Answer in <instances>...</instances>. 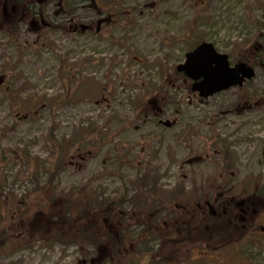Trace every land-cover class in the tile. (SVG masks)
I'll return each mask as SVG.
<instances>
[{"label":"rangeland","instance_id":"374dc122","mask_svg":"<svg viewBox=\"0 0 264 264\" xmlns=\"http://www.w3.org/2000/svg\"><path fill=\"white\" fill-rule=\"evenodd\" d=\"M124 2L133 26L124 36L123 47L81 42L82 54L77 56L80 50H75L73 44L77 42L58 34L50 37L57 50L51 53L42 49L34 29L24 28L13 40L0 33V78L3 81L9 77L0 84V187L5 197L0 224L15 235L2 247L0 264H121L125 257L134 255L135 248L127 241L116 243L117 259H112L113 253L106 247L97 254L90 249V262L85 257L87 251L73 244L36 236L25 242L18 237L25 225L51 208L49 192L37 190L49 179L54 188L52 195L84 189L111 200L126 197L118 211L121 219L112 226L133 238L142 233L149 220L142 213L144 202L138 197H146L148 204L157 203L163 227L168 224L167 214L188 215L194 208L207 211L205 204L183 206L181 196L171 199L177 190H182L185 198L196 190L202 201L222 200L232 188L234 198L248 196L244 191L252 182L251 192L264 195V118L233 111L230 107L237 98L236 91L202 103L174 75L175 66L182 63L193 40L206 38L220 47L235 44L247 54L252 46L251 27L264 13L256 6L264 0H208L203 8L202 0H174L155 10L150 4L144 6V0ZM93 50H97L95 55ZM65 56L66 60L70 58L69 66L83 65L78 76L92 80L90 92L99 81L102 88L107 87L104 104L97 106L83 99L48 108L49 99L63 91L71 94L70 71L59 70ZM263 77L254 84L264 85ZM151 85L164 88L174 103L166 107L163 101L158 103L159 95L155 97L148 90ZM150 100L154 101L156 114L163 113L162 126L154 120H140L139 109L144 111ZM29 103L40 112L24 119ZM94 126L101 127L103 135H91L89 130ZM97 135L104 139L100 141ZM75 136L93 141L95 146L86 142L89 146L79 152L75 144L63 169L50 177L59 153L52 140L67 147L65 141L78 140ZM144 172L150 177L139 186L138 179ZM45 190L50 191L48 187ZM213 204L215 208L221 206H210ZM231 205L237 211L235 219L245 224L241 239L231 249L213 251L202 261L194 251L190 262L184 264H231L230 253L264 252V246L249 247L264 242V199L233 201ZM17 217L22 221L17 222ZM169 223L178 225L182 219ZM161 242L157 236L149 246L157 250L162 248ZM241 264L248 262L242 260Z\"/></svg>","mask_w":264,"mask_h":264},{"label":"trees","instance_id":"16d2710c","mask_svg":"<svg viewBox=\"0 0 264 264\" xmlns=\"http://www.w3.org/2000/svg\"><path fill=\"white\" fill-rule=\"evenodd\" d=\"M130 27L131 18H128L127 22ZM85 62L90 64V59H86ZM84 62V63H85ZM96 62V60L94 61ZM103 63L100 62V64ZM175 74V73H174ZM110 77V76H109ZM93 82L91 79H87L85 76L77 77L74 76V83L71 85V94L68 92H62L60 96H55L48 100V108L58 106L61 104L67 105L75 102L83 101L87 99L92 104L100 106L105 102L106 86L101 87L100 81L96 82V86L90 92ZM85 88V90H84ZM84 90V91H83ZM149 92L155 97L159 95L157 100L158 103H163L166 106L173 104L175 100L172 101V97H168L164 88H159L151 85L148 87ZM83 91V92H82ZM112 98V93L109 95V101ZM141 102L139 103V105ZM136 105V107H139ZM43 104V108H44ZM29 112L23 115V118L28 119L33 114H39L40 109L36 108L33 104H28ZM139 109L138 113H142L140 120H154L158 126H162L161 117L163 113L160 112V115L156 114L154 101L150 100L147 106ZM41 108V110L43 109ZM27 110V111H28ZM91 135H103L100 129L97 126H94L93 129L89 130ZM99 140H103V136H98ZM74 138L78 139L75 140ZM72 142L65 141L67 147L59 145L55 140H52L53 147L57 150L58 158L55 167L50 172V177L53 176L63 169L65 165V160L69 153L72 151V147L77 144L76 149L81 152L84 150L85 146H95L93 141L87 142L86 138H79L75 136ZM89 144H87V143ZM63 147V148H62ZM88 153V152H87ZM150 177L148 172H144L138 179L139 186L145 185L147 179ZM46 185L42 187H37V190L49 192V211H46L40 219L33 221L31 224L25 227L20 236L21 239L25 242H28L29 239H34V237H40L48 239L54 243H62L67 245L73 244L77 247L86 250V258L91 262V255L89 250L92 249L94 254L103 248L106 247L111 249L113 256L112 259H117V248L118 245L123 244V242L130 241L135 248L134 255L131 258H126L121 264H184L190 262L192 253L197 252L201 261L207 257V255L212 254L213 251H223L224 249H231L235 243L241 239V233L244 232V226L241 221L235 219L237 215L236 208L231 205V202H227L226 205L223 203L220 204V207L215 208L214 204L211 208L206 207L207 211H197L194 210L189 212L188 215H179L173 212L171 215L167 214L168 219L165 220L168 223L166 226L161 227L159 224L162 219V213L156 212L157 203H147L146 197L140 198L144 202V210L142 213L149 216V220L145 221V228L139 236L130 237L128 232L121 230H114L113 222L115 225L116 219H121L119 217L118 211L122 209L125 205L124 198L121 197L119 200H111L103 197L102 195L96 196L94 193L89 192L88 190H82L81 192H65V193H56L52 195L53 184L51 179L48 180ZM39 186V185H38ZM45 187H48L49 190H45ZM186 195V194H185ZM184 192L182 190H177L171 194V199H175L178 196H181L183 205L188 204V202H199L201 196L196 194V190L188 193L185 198ZM4 196L1 193L0 187V222H2V208L4 204ZM175 213V214H174ZM153 216L150 219V216ZM182 219L181 224L173 223L176 219ZM17 222H21L20 217L16 218ZM173 223L171 226L169 222ZM244 225V226H243ZM239 226V227H238ZM19 227V226H17ZM13 229V227H12ZM14 230V229H13ZM16 234V232H15ZM14 233L12 230L1 228L0 224V252L4 245L9 244L10 239L14 238ZM162 239L161 246L157 250L154 247L149 246V243L153 241L156 237ZM20 242V241H19ZM263 241H260L255 246L249 245L250 249H257L263 245ZM13 244V243H12ZM11 244V245H12ZM258 254H253L250 250L246 252H235L232 254L230 259L231 264H241V261L244 260L248 264H264V252L258 249ZM110 254V253H109ZM110 257V256H109ZM133 257V258H132ZM242 259V260H241Z\"/></svg>","mask_w":264,"mask_h":264},{"label":"flooded vegetation","instance_id":"af4514ba","mask_svg":"<svg viewBox=\"0 0 264 264\" xmlns=\"http://www.w3.org/2000/svg\"><path fill=\"white\" fill-rule=\"evenodd\" d=\"M147 1L149 2L144 0V6H146V3L150 4L151 8L155 10L158 9L160 5H167L174 0ZM207 2L208 0H202L201 8H203ZM256 7H260L258 9L264 11V4L261 6L257 5ZM129 12L125 8L124 0H0V33L9 35V38L13 40V37L16 36L18 32L23 31L24 28H29L32 32H34V29L35 32L33 34L40 39L42 49L44 48L47 52L51 53L57 51L54 48L53 42H51L50 37L52 34H58L61 38H65V40L73 39L74 42H77L73 43L76 45L75 50H80L78 53L81 52V42H83V45L88 42L91 44L93 42L98 43L99 47H112L115 43L117 46L123 47V44H125L124 36L127 35V30L130 27L127 23L128 18L131 16V12ZM251 28L253 30L250 33L252 46L247 54H243L245 51L243 52L242 47H236L235 44L220 47L218 43H213L206 38L203 40H193L192 48L188 51L192 52L199 45L203 44V42L210 43L214 48V52L226 57L230 68H234L240 63L245 64L248 68H252L255 75L250 80H244L239 86L230 87L228 90L217 92L203 99L199 96L197 91H192L191 86L195 81L193 82L191 79L185 77L183 73H178L176 68L174 75L176 78L184 81L191 93L196 96L200 102L205 104L208 100L216 98L221 94H226L229 91H236L238 93L236 96L237 98L231 104L232 107L230 108L233 111L242 112V115L245 114L247 117L263 119L264 85L262 82L254 84V81L257 78L260 80L262 75L264 76V13L261 19H258ZM120 36L122 37L120 38ZM251 49L253 51H251ZM58 50H60V52L62 51L61 45L58 46ZM96 51L93 50L92 54L95 55ZM103 52L105 51L103 50L100 53L103 54ZM78 53L77 56H81L82 53ZM85 55L88 56V52H85ZM69 59L70 58L67 60ZM67 60L66 56L62 59L59 70L61 69V71L65 73H69L68 71H70L71 76L69 81L73 84L74 76L79 77L78 75L82 72L83 65L81 66L78 63H73L69 66ZM98 64H100V62ZM212 65L216 67V65ZM63 75L68 76L69 74ZM6 79H9V77H6ZM6 79L2 81V78H0V84ZM263 133L264 130L261 131V134ZM248 183L250 184H248V190L244 191L245 194L247 192L248 196L234 198L235 196L232 188L228 190L230 195L226 197V199L222 198L221 200L216 198L208 200L205 198L206 200L188 202V204L183 206L205 204L208 208H211V203L264 199V195H258L254 193V191L252 193L253 183ZM221 195L222 193L219 197H221Z\"/></svg>","mask_w":264,"mask_h":264},{"label":"water","instance_id":"95a60500","mask_svg":"<svg viewBox=\"0 0 264 264\" xmlns=\"http://www.w3.org/2000/svg\"><path fill=\"white\" fill-rule=\"evenodd\" d=\"M184 55V61L176 66V71L195 81L191 86L192 91H197L203 99L230 87L239 86L244 80H250L255 75L252 68L242 63L230 68L226 57L214 52L210 43L203 42ZM163 124L170 125L168 122Z\"/></svg>","mask_w":264,"mask_h":264}]
</instances>
